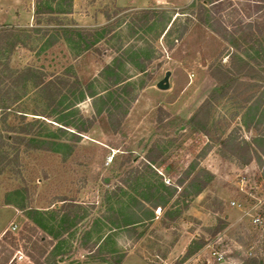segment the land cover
Segmentation results:
<instances>
[{
    "label": "rangeland",
    "instance_id": "1",
    "mask_svg": "<svg viewBox=\"0 0 264 264\" xmlns=\"http://www.w3.org/2000/svg\"><path fill=\"white\" fill-rule=\"evenodd\" d=\"M193 1L72 0V12L59 16L62 23L86 29L108 25V31L99 33L94 49L77 54L62 39L44 47L42 40L32 38L30 44L12 50L11 66L31 65L47 75L68 70L84 85L91 84L86 92L90 89L99 94L106 87L100 76L104 64L127 50L132 53L128 51L123 57H131L133 62L120 69L130 77L129 87L120 89L129 102L118 108L117 113L124 112V116L117 130L107 124L105 102L86 95L73 105L78 110L76 115L69 117L76 124L83 117L86 131L76 132L74 137L71 132L75 131L64 127L67 132L56 133L62 145L52 150L22 148L15 166L17 172L0 174V228L10 233L8 240L1 241L4 248L0 245V263L8 253L15 261L17 251L25 256L35 252L32 243L43 245L41 238L47 241L49 254L54 255L51 251L60 238L53 239L51 235L60 231V199H66L68 205L80 204L77 210L81 217L62 234L64 240L57 249L63 253L60 264H111L118 257L121 264H246V257H255L256 264L262 259L264 264L261 101L251 107L250 103L242 106L240 96L235 98L234 93L213 104L209 136L186 125L215 85L208 64L218 58L226 61L225 54L231 50L206 24L187 20L181 13ZM142 8L164 11V18L169 16L163 32L162 17L153 25L140 23L134 17ZM33 10L34 0H0V26H32ZM262 11L261 0H229L217 16H222L230 29L246 21L261 26ZM48 22L51 24L47 27H52L55 21L43 18L41 26ZM185 28L186 32L181 33ZM139 64L144 71L135 68ZM166 71L170 72L169 88L159 89L156 83ZM260 92L261 88L253 99L257 100ZM68 96L65 104L73 99L71 94ZM19 104L20 108L15 109L26 111L28 120L38 118L35 128L42 135L62 126L55 122L58 114L51 110L53 107L48 108L33 90H28ZM43 110L50 116L31 114ZM246 120L251 123L249 128L244 126ZM230 133L241 146L242 140L252 142L251 151H231L229 145L216 140ZM148 151L158 156L148 179L173 186L179 192L186 188L190 177L202 175L203 170L209 173L204 174L207 185L197 195L190 191L175 205L169 202L163 209L155 208L153 219L135 224V230L127 232L115 227L121 215L107 212L103 202L112 188L126 179L125 169L136 167L147 173L143 163ZM191 166V176L180 185L183 172ZM132 179L130 174L128 181ZM135 213L149 215L143 210ZM120 214L125 215V211ZM255 216L260 217L261 224H253ZM38 221L45 227L38 226ZM12 224L17 226L13 232ZM16 264L31 261L27 257Z\"/></svg>",
    "mask_w": 264,
    "mask_h": 264
},
{
    "label": "trees",
    "instance_id": "2",
    "mask_svg": "<svg viewBox=\"0 0 264 264\" xmlns=\"http://www.w3.org/2000/svg\"><path fill=\"white\" fill-rule=\"evenodd\" d=\"M228 1L195 0L181 11L185 14L187 20L192 19L206 24L213 33L226 42L228 49L231 48L225 54L227 56L226 61L222 62L221 58H218L208 64L209 75L214 79L215 85L186 121V125L190 129L203 132L207 136L210 135L208 124L213 104L225 97L228 98L234 93L235 98L240 96L242 106L250 103L249 106L251 107V104L256 105L257 101H261V121L264 120V11L261 12V26L255 21H246L245 23L240 22L237 27L230 29L221 20L222 16H217ZM52 2H55L56 7L52 5ZM263 5L264 0H261V7ZM71 10L72 0H34V24L32 26L24 28L9 25L0 26V174L7 170L17 172L15 166L19 164V154L22 148L52 150L63 144L60 139H57L56 133L67 132L64 127L72 128L75 131L71 132L74 137L77 136L78 132L86 131L87 127L82 125L84 123L83 117H79L81 119L79 124L69 119L70 116L73 117L78 112L73 105L82 101L86 95L91 98L97 97L105 102L104 115L107 124L113 127V130L118 129L121 118L124 116V112L117 113L118 108L129 101L122 97L120 89L129 87L127 79L130 77L125 73H121L122 70L120 69L124 67L125 63L130 64V62H133L131 57L125 59L123 57L124 53H132V50H127L121 56L113 57L110 63L104 64L100 76L105 81L106 87L103 89L104 93L101 94L90 89L86 92L85 88H89L88 86L91 84L84 85L74 73H72L73 75L68 74V70L61 74L51 73L47 75L42 69L31 65L24 67L10 65L12 50L17 46L30 44L32 38L42 40L41 45L44 47L52 46L59 39H62L70 48L76 49L77 54L91 48L94 49L99 33L108 31V25L100 29H86L74 23H62L59 16L70 14ZM163 14L164 11L142 8L134 13V17L140 23L151 25L155 23L157 18L162 17V21L165 22L162 27L163 32L170 21L169 16L164 18L165 15ZM43 18L48 21H55L54 25L47 27L51 24L48 22L45 26H41ZM185 30L186 28L181 33L186 32ZM134 66L138 72L145 70L140 64ZM259 88H261L260 96L257 97V100L253 99L254 93ZM30 89L39 96L40 100L45 102L48 108L53 107L51 110L58 114L55 122L62 126H59L56 131L42 135L41 131L35 128L38 118L28 120L26 111L15 109L20 108V100ZM68 94H71L73 99L65 104L64 101L69 98ZM250 107H248V111H250ZM31 114L44 117L50 116V113L46 114L44 110L39 111V113L34 111ZM116 114L118 117H115ZM244 126L249 128L251 126L250 121L246 120ZM231 136L230 133L226 137H218L216 140L220 141L222 145H229L231 151H251L250 145L252 142L247 143L242 140L244 146H241V142L236 141V139L232 140ZM252 141L254 142V139ZM262 146H264V130L261 132V150ZM151 153L152 151H148L144 155L143 168L146 169L147 173L144 170L143 172L139 171L136 167L125 169L124 172L128 176L126 179H121V185H115L112 188L109 197L103 202L107 212L121 215L119 218L120 223L117 221L115 227L125 229L127 232L135 230L133 228L135 224L143 223L146 219H153L155 208L163 209L169 202L175 205L182 197L188 196L190 191L197 195L207 185L204 174L208 175L209 173L206 171L202 170L200 172L202 175L195 174L190 177L193 166L183 172L182 178L179 180L180 185L189 177L191 179H189L186 188L181 189L179 192L173 186H165L161 182L148 179L151 178L149 177L152 172L151 165L158 158V156ZM130 174L133 177L131 183L128 181ZM111 197L116 199L114 200ZM60 201L62 203L59 210L62 214L57 222L60 231L55 230L51 235L53 239L59 240L60 238L51 251L54 255L49 254L47 241L41 238L39 240L43 245L32 243L35 252L26 253L31 264H60L64 261L62 251H57V249H61L64 240L61 239L62 234L66 233L69 227L75 225L81 216L77 210L80 207L79 203L71 202L68 205L66 199H60ZM136 210L137 212L138 210L146 211L149 215H138L135 213ZM123 211H125V215L120 214ZM104 215L105 213L102 214V216ZM105 218L109 221L110 217L106 216ZM115 219L117 220V218ZM38 222H35L39 224L38 226L45 227L44 224ZM9 237L10 233L6 231L1 235L0 245L3 248L2 239L8 240ZM259 261L260 264H263L262 259ZM243 262L246 264L257 263L255 257H246ZM0 264L16 263L14 260H10L8 253L3 257ZM111 264H121V258L114 259Z\"/></svg>",
    "mask_w": 264,
    "mask_h": 264
},
{
    "label": "built area",
    "instance_id": "3",
    "mask_svg": "<svg viewBox=\"0 0 264 264\" xmlns=\"http://www.w3.org/2000/svg\"><path fill=\"white\" fill-rule=\"evenodd\" d=\"M252 222L255 225H259V224H261V219H260V217L255 216L252 218ZM16 228H17V226L15 224H12L10 226V231L13 232L16 230ZM14 258H15V263H17L18 261L25 259L27 257L21 251H17L16 254L14 255Z\"/></svg>",
    "mask_w": 264,
    "mask_h": 264
},
{
    "label": "water",
    "instance_id": "4",
    "mask_svg": "<svg viewBox=\"0 0 264 264\" xmlns=\"http://www.w3.org/2000/svg\"><path fill=\"white\" fill-rule=\"evenodd\" d=\"M169 76H170V72L166 71L163 78L160 79L157 83H156V87L159 89H167L169 88Z\"/></svg>",
    "mask_w": 264,
    "mask_h": 264
},
{
    "label": "crops",
    "instance_id": "5",
    "mask_svg": "<svg viewBox=\"0 0 264 264\" xmlns=\"http://www.w3.org/2000/svg\"><path fill=\"white\" fill-rule=\"evenodd\" d=\"M71 12H72V10H71ZM3 233V229L2 228H0V235Z\"/></svg>",
    "mask_w": 264,
    "mask_h": 264
}]
</instances>
